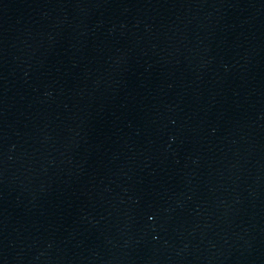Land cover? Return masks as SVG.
Masks as SVG:
<instances>
[{"label": "water", "instance_id": "1", "mask_svg": "<svg viewBox=\"0 0 264 264\" xmlns=\"http://www.w3.org/2000/svg\"><path fill=\"white\" fill-rule=\"evenodd\" d=\"M0 264H264V0H0Z\"/></svg>", "mask_w": 264, "mask_h": 264}]
</instances>
